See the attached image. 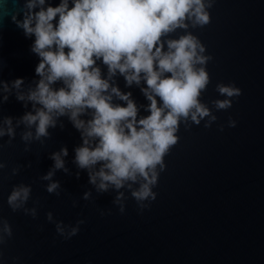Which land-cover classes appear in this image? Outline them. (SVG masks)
Listing matches in <instances>:
<instances>
[{
	"label": "water",
	"instance_id": "1",
	"mask_svg": "<svg viewBox=\"0 0 264 264\" xmlns=\"http://www.w3.org/2000/svg\"><path fill=\"white\" fill-rule=\"evenodd\" d=\"M24 3L0 0V82L9 84L4 101L0 83V126L11 117L15 132L0 137V161L6 164L0 169V223L6 219L12 226V236L0 244V264H264V0H214L209 23L169 34L191 31L206 46L205 55L211 54L210 81L200 99L217 119L207 127V117L199 124L188 121L190 127L180 123L153 188L157 196L143 210L127 187L99 191L88 170L77 167L74 149L82 136L67 115L57 118L47 137L21 138L28 127L20 118L33 108L26 96L21 101L16 95L35 87L40 60L31 49L34 36L11 18L22 17ZM96 63L107 76V66ZM19 77L23 83L16 89L12 81ZM220 82H235L242 90L227 109L212 103L223 98L216 89ZM110 84L131 93L138 118L149 114L144 80L129 85L117 72ZM113 102L126 103L116 96ZM81 118L89 119L90 112ZM65 146L67 171L57 169L52 177L60 182L57 195L47 192L49 181L41 177L53 168L51 154ZM20 182L32 186L25 207L37 208L35 218L7 203ZM119 192L123 212L115 202ZM79 219L84 223L72 237L57 233L56 221L73 225Z\"/></svg>",
	"mask_w": 264,
	"mask_h": 264
},
{
	"label": "clouds",
	"instance_id": "2",
	"mask_svg": "<svg viewBox=\"0 0 264 264\" xmlns=\"http://www.w3.org/2000/svg\"><path fill=\"white\" fill-rule=\"evenodd\" d=\"M214 0H25L23 14L11 18L26 36H34L31 49L40 60L35 68L39 79L27 94L17 92L18 100L32 102L33 111L22 115L28 131L22 139H40L49 135L57 118L67 115L81 132L82 143L77 146L74 162L87 169L89 182L99 191L110 186L127 187L139 208L150 206L157 193L153 190L160 172L166 167L164 157L178 141V129L183 122L199 124L205 117V126L217 119L200 97L210 75L206 69L211 54L191 31L176 38L169 36L177 29L204 26L210 21L209 9ZM107 66L103 76L97 61ZM117 72L124 75L127 84H139L149 103L148 115L139 116L131 93H124L110 84ZM61 86L55 87L56 82ZM3 84L2 97L8 100L9 84ZM23 78L12 81L19 89ZM223 96L212 103L216 109H227L233 97L241 94L235 82L216 85ZM125 101L114 103L113 97ZM89 119L82 114L89 113ZM18 121V123L20 122ZM235 119L229 125L235 126ZM0 126V137L15 135L11 117H5ZM34 126V134L32 128ZM223 125H221V129ZM67 147L53 152V168L41 179L49 181L47 192L58 193L60 182L52 177L57 169H64ZM99 165V167H97ZM6 167L0 161V169ZM18 168L12 169L16 174ZM79 176V172H77ZM32 186L20 182L13 185L7 203L13 211L23 209L33 218L35 206L25 207L31 197ZM88 192L84 193L87 199ZM123 192L115 202L125 210ZM47 219L53 221L51 211ZM84 223L79 219L73 225L56 221V231L65 239L75 235ZM12 236V226L5 219L0 223V244Z\"/></svg>",
	"mask_w": 264,
	"mask_h": 264
}]
</instances>
